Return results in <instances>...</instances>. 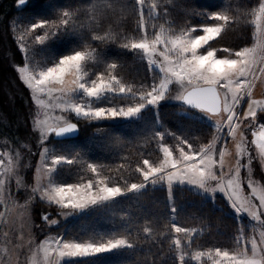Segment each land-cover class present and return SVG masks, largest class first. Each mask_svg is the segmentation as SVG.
<instances>
[{"label": "trees", "instance_id": "16d2710c", "mask_svg": "<svg viewBox=\"0 0 264 264\" xmlns=\"http://www.w3.org/2000/svg\"><path fill=\"white\" fill-rule=\"evenodd\" d=\"M149 1L152 6L156 5L151 7L157 11V19L161 18L176 31L212 23L210 15L213 14L235 16L221 35L210 43L213 48L228 47L234 53L252 41L253 26L248 13L257 7L256 0ZM64 12L70 13L69 26L45 42L47 50L44 56L48 63L76 51H86L91 55L85 68L92 72V76H108V65L115 63L117 68L113 74L133 92L139 85L150 84L153 80L152 73L139 55L132 48L123 47L137 39L139 34L140 12L136 0H27L20 7L18 0H0V147L4 150L7 146L23 144L22 151H31L35 159L38 149L36 139L32 138L30 93L15 70L16 65L23 64L24 56L11 26L13 18L21 14V22L30 26L41 20L58 21ZM122 97L112 95L109 100L117 102L123 100ZM182 109L180 105L158 108L160 126L157 130L167 132L162 142L175 145L179 140H187L191 145L206 147L211 140L212 129L199 124L190 115H184ZM259 117L258 122L264 123V112L259 111ZM151 119L146 117L144 127L138 126V119L104 124H92L85 119L73 120L79 128L77 136L61 140L53 138L55 143L67 145L66 153L74 152L70 154L74 162L60 168L71 169L69 173L72 174L66 182L86 172L88 164H94L98 173L109 176L110 184L122 186L123 190H128L133 183L142 182L141 176L134 172L139 163L135 158L151 160L158 154L153 147L151 133L147 131L153 129ZM99 127L106 128V131L96 136L93 133ZM77 168L82 171H75ZM62 173L58 171L56 178H65ZM124 182L127 184L125 187L122 185ZM163 183L146 184L142 189L127 192L126 197L104 202L102 210L95 206L97 210H88L75 220L64 231V238L72 235L76 240L91 243L104 237L119 238L132 246L87 255L73 264H179L174 240L180 237L175 227L201 228V249L233 246L235 240L229 237L237 232L239 223L220 202L212 203L202 194L181 185H173L169 192ZM108 207L109 210L106 209ZM80 222L84 225L77 226ZM145 228L149 231L145 232ZM206 261L202 259L195 263L186 260L184 264H206Z\"/></svg>", "mask_w": 264, "mask_h": 264}, {"label": "rangeland", "instance_id": "374dc122", "mask_svg": "<svg viewBox=\"0 0 264 264\" xmlns=\"http://www.w3.org/2000/svg\"><path fill=\"white\" fill-rule=\"evenodd\" d=\"M259 3V0H256L255 3ZM138 5V4H137ZM22 5H19V7ZM152 3L149 0H144L143 5H138L139 7V34L137 39L131 41L129 43V48L131 43L139 42L144 36H147L149 41L154 39L157 33L161 32V27L164 29V35L167 37H171L173 35L179 36L182 32L188 31L190 28H198L196 32L192 33V36L203 34L202 31H199V28L203 26H215L213 23H206L204 25H200L197 27H189L184 30H174L169 28L165 22L161 20V18L157 19L158 13L154 9H152ZM258 7V5H257ZM150 8V10L148 9ZM213 14L211 16H214ZM23 16L21 14L15 15L12 21V29L14 35L16 37V42L18 43V48L23 52L24 62L21 65H16L15 70L20 81L26 86L30 93L33 112L31 116V121L33 125V139H36L37 142V156L35 159L33 158V153L31 151L29 153L22 151V145L16 144L13 146H7L4 150L0 147V181H3L0 184V264H4L5 261L10 259H15V264H73L77 259L85 257V256H76V257H59L57 251V245L55 241L57 239L66 241V242H73V243H91V242H82L80 240H76L75 238L70 235V238H64L63 233L68 229V227L78 218L82 217L88 210H97L95 206H97L100 210L103 208L104 202H109L113 199H120L122 197H126L128 195L127 192H131V185L129 186L128 190L121 189L122 186L114 185L109 183V176L104 177L102 173L94 174L92 173L88 167H86V172L81 173V176L73 178L71 181L66 182V179L71 176L72 173H69L71 169L69 167L60 169L61 166L66 165L70 166L67 163L68 160H73V157H70V154H74V152L66 153L68 148H65L67 145L63 144L60 145L55 143L53 140L52 133H47L48 137L46 140L41 139L42 132H47L49 126H55L57 124H63L65 122L73 121L75 119H85L86 121H91L92 124L95 122L99 124H104L107 122H121L127 120L138 119L137 123L139 127H144L146 123V117L151 118V125L153 129H147L153 138V142L156 151L158 154L153 155L152 159L149 160L150 165L153 167H159L162 161L164 160V154L161 150V145L167 146L172 152V160H179L180 159V151L179 148L182 146L184 147L185 151H188L187 145H181L180 141H177L175 145H168L164 144L161 140V136H166L167 132L161 129L159 132V120H158V108L163 105H175L181 106L182 113L184 115H190L193 119L199 121V124L205 125L206 128H210L213 131L211 140L208 142L207 145L214 143L213 149V158L216 161H219V152L221 149H226V156H225V167L223 171L227 173L224 176V183L226 184L228 179H231L233 176V172L229 171V168L235 167V160H236V145L240 143V132L244 133V136L248 143L243 145V147L247 148L248 155L240 156V163L241 165H247V167L240 168L239 174V184L240 188L242 189L241 195L245 198H251L252 203L259 204L258 196L261 193H264V164L261 163V156L259 154V150L256 148L255 145L251 144L252 135L251 129H248L247 123L248 121H243L240 125V129L237 131L235 137L228 135V127L226 125V119L229 113L221 110L216 115H211V119L209 115L201 110H197L194 108L187 107L181 103L180 100L176 99V95H179L183 90L181 89L180 85L175 82L173 79L172 83L168 85V91L166 92V96L163 100L159 101L156 105L145 104V106L134 116L131 117H115V118H99V119H89L84 116H77L73 111L67 109V103L69 98L63 96L59 91H53L50 94L46 91L45 93L36 94L33 92L32 89L28 87L25 83L24 79H22V74L20 73L19 69L24 67L25 64L28 65V71L32 72L35 68L37 70H44L47 67L53 66L57 63L60 59L56 62L48 63L44 53L46 52L45 41L42 44H33L32 43V36L30 34H25V28L30 26H25L23 22H21ZM143 19L144 27L143 29L140 28V20ZM223 23V22H219ZM253 26V37L252 41L245 47H253L254 45L258 44V40L255 33V26ZM43 34V33H42ZM21 36H24V40H21ZM50 40V39H48ZM213 41V40H212ZM210 41L209 44L212 42ZM21 43L25 44V48H21ZM208 45L203 46L202 48L198 49V54H206L208 50ZM218 51L216 52L217 58H225L228 57L227 53H224L221 48H215ZM139 56V58L145 63L146 67L153 75V80L150 84L139 85V88H136L135 95L132 94H121L118 92H107L99 97H88L85 93L80 90L73 93L71 98V103H79L81 104L85 110H88L89 107L92 108H124L127 109L128 107H135L139 102L140 94L143 91L151 90V86L153 84H159L160 80L163 79L164 73H162L158 67L160 63L163 62V56L161 53L164 51L163 45L156 46V52L152 56V59L157 61L156 65L149 66L148 57L141 51L135 50ZM75 53V52H74ZM74 53L68 54L72 55ZM66 55V56H68ZM171 55V54H170ZM190 55V54H188ZM172 59H175V56H171ZM228 58H236L234 55ZM86 59L83 62V70L87 73L84 76V81L91 83L92 80H95L98 76L102 74H96V76H92V72L88 71L86 66ZM141 61V62H142ZM260 63L257 62L255 65L256 71L259 75V68ZM104 75V74H103ZM105 80L104 82L107 84L108 76L104 75ZM74 77L69 74L65 77V80L70 82ZM234 79L236 77H233ZM136 84H134L135 86ZM138 85V84H137ZM136 85V86H137ZM125 86V85H124ZM53 89H59L63 86L61 85H50ZM129 86H125L127 89ZM138 87V86H137ZM222 93L226 92V89H220ZM39 96V99L43 101V104H38L37 100L34 99V96ZM124 96L122 97L123 100L121 101H110V96ZM264 75H259V78L254 80L253 88H252V99L264 101ZM110 98V100H109ZM228 99L230 101L231 94H229ZM248 97L244 96L241 100L240 104L236 106L235 111L240 114L241 120H243V112L247 110L248 107ZM112 103H110V102ZM106 103H110L107 105ZM223 108V105L221 106ZM189 108V109H188ZM67 109V110H66ZM259 112V109H257ZM62 117L63 119L60 120L58 118ZM39 121V124L37 123ZM217 122L220 123L221 127L217 129L216 124ZM257 123L259 124L260 122ZM96 124V123H95ZM149 125L147 122L146 126ZM106 128L99 127L95 129L94 133L96 136H101L105 133ZM152 131V132H151ZM160 134V135H157ZM215 138V139H214ZM98 142V141H97ZM189 143V142H188ZM190 144V143H189ZM143 147V146H142ZM193 149L199 150L200 147L197 144L192 145ZM70 148V147H69ZM47 149V152L44 155V158H41V153H44V150ZM72 151V150H71ZM248 156L252 157L251 165H248ZM63 157L64 159L61 160L59 164L54 165L53 160ZM142 158V157H141ZM135 158L139 162L137 164V168L134 171L135 173L139 174L142 178V182L137 184L146 183L152 184L150 181L145 182L143 180V176L141 172L137 171L138 168H142L144 170L147 169L148 166L143 164V159ZM143 160V161H141ZM74 162V160H73ZM178 167L182 168L183 164L178 165ZM249 168H251V173H249ZM52 169V171H49ZM63 172L60 178H56V174L58 171ZM75 171L80 172L82 171L81 168H77ZM167 172L176 171L171 167L166 168ZM217 177H220L221 169L217 165L213 168ZM74 172V171H73ZM91 179L93 181L94 187L92 189L93 194L98 192V187H96V183L98 181H103L104 183L99 185L100 187L107 186V187H119L121 189V194L115 197L110 198L107 201H101L94 205H89L83 209L73 210L71 208H63L60 205L54 203L52 200L49 199V194L54 195L55 187H67L68 185H77L82 183H87L88 180ZM251 179L254 182V186L257 188V196L253 197L251 195V189L248 187V181ZM65 180V181H64ZM162 184L163 182H158L155 184ZM166 187L167 183L164 182ZM163 183V184H164ZM218 180H211L208 179L206 181L207 186L216 189L215 191H205L204 189L200 188L196 185H191L188 183H174L173 185H181L185 186L193 192L202 194L204 199L210 200L212 203L215 201L220 202L222 206L233 216H235L236 220L238 221V228L237 232L231 234L229 239H233L234 244L230 248L223 247L221 250H228L230 254L237 246V239L241 238V244H246L247 240L251 237H255L257 242L260 241V234L264 232V225H262L259 221H254L247 213L238 214L232 207L231 201L227 198V196L220 192L218 188H216ZM122 185L123 187L127 186ZM153 184V185H155ZM146 186V185H145ZM98 209V210H99ZM109 210V207L106 208ZM47 213V214H46ZM44 216L48 217V220H44ZM264 220V216L261 217ZM50 220H55L56 224L49 223ZM82 222H80L77 226H82ZM188 234L185 235L184 233H179V237L182 241V247L184 244H190V247L184 248L183 251L185 252V260H190L195 263H200L202 259H206V264H217L219 261L220 264H228L227 261H224L221 257H217L215 255V249H201L200 242H202V233L201 228L199 227H190L187 229ZM109 239L115 240L119 238H108L104 237L100 239L99 242H107ZM205 240V239H204ZM47 242V243H46ZM250 248V245H247ZM113 250V249H112ZM109 250V251H112ZM107 251V252H109ZM97 253V254H104ZM203 253L199 257V259H194L196 253ZM94 255V254H92ZM250 255V253H249ZM178 257V253H177ZM179 261V259H178ZM180 264V262H179Z\"/></svg>", "mask_w": 264, "mask_h": 264}, {"label": "snow or ice", "instance_id": "6c2138e0", "mask_svg": "<svg viewBox=\"0 0 264 264\" xmlns=\"http://www.w3.org/2000/svg\"><path fill=\"white\" fill-rule=\"evenodd\" d=\"M26 2L27 0H18V6L23 5ZM136 3L138 5H143L144 0H136ZM155 7L156 5H153V8ZM248 15L251 17V23L255 26L254 35L258 40V44L254 45V51L250 53H241V56L236 57V59L240 60L246 57L247 68L251 69L257 64V62L264 61V0H259L258 7L252 8ZM69 18L70 13L64 12L62 17H58V21H37L36 23L31 24L30 27L25 28V34H30L32 36L33 44H42L46 40L55 36L59 31L67 28L69 26ZM210 19L215 26H203L202 28H199V31H202L203 33L200 35L192 36V33L196 32L198 28H190L188 31L182 32L179 36L173 35L167 37L164 35L163 27H161V32L157 33L151 41H149L147 36H144L139 42L131 43L130 47L132 49L141 50L148 57L150 67L157 64V61L152 59V56L156 52V46H164V51L161 53L163 56V62L158 65L160 71L164 73V77L160 80L158 85L153 84L151 90L143 91L140 94L139 102L135 107H128L127 109L89 107L88 110H85L81 104L71 103L73 93L80 90H82L88 97H99L107 92H118L121 94L130 93L133 96L135 95L130 86L126 89L117 76L113 74L117 68V64L115 63L109 64L106 70L109 83L106 84L104 82L105 77L103 74L98 76L95 80H92L90 84L86 81L82 82L84 81V76L87 75L83 70V62L90 57V52L76 51L72 55L61 58L53 66L47 67L44 70H37L34 68L32 72H29L28 65L25 64V66L20 68L19 71L22 74V79H24L25 83L34 93L41 94L47 91L50 94L53 91H59L63 96L69 98L67 109L73 111L77 116L82 115L89 119L105 118L106 116L107 118L134 116L145 106V104L156 105L159 101L163 100L168 91V85L172 83L174 79L183 90L179 95H176V99L194 105L203 111L214 109V111L207 112L209 116L216 114L221 110L229 113L226 119L229 136L235 137L237 131L240 129L241 123H243V121H248L246 127L252 130L251 144L256 146L261 158L264 159V123H257V120L260 119V117L258 118L257 109H259L260 112H264V101L251 98L253 88L252 81L259 78V75H264V71H260L259 69V75L256 71L249 76L248 72L239 66L223 67L219 62L220 58H217L216 55L218 50L213 48L209 42L212 41L214 33H217L220 29L226 26L227 22L225 20V14L220 13L214 16L210 15ZM143 27L144 21L141 19L140 28L143 29ZM38 31L43 34H37ZM203 36H206L207 39L204 41L197 40V37ZM96 39L103 38L96 37ZM21 40H24V36H21ZM205 45L209 46L206 54H198V49ZM123 47L128 48L129 44H124ZM21 48H25L24 43H21ZM213 49H215V51H213ZM209 52H212L211 56L208 55ZM227 54L228 57L235 56V53L232 51H229ZM172 55L175 56V59L171 58ZM213 59L216 60V63H211ZM69 74L74 77L70 82L65 80V77ZM237 76L239 79L233 78ZM241 81H243L242 85ZM54 84L63 87L59 89L49 87ZM220 89L227 90L223 93V99ZM213 92H215V95H213ZM229 94H231L230 101L228 99ZM244 96H247L249 99L247 110L243 112V120H241L240 114L235 111V108L240 104ZM34 99L37 100L38 104H43V101L39 99L38 95L34 96ZM222 105L223 108L221 107ZM58 119L62 120L63 118L60 117ZM37 123L39 124V121H37ZM216 127L217 129L221 127L219 122H217ZM75 128L76 124L69 122L49 126L47 132H42L41 139L46 140L48 132L61 134L70 132ZM240 137V156L248 155L247 148L243 147V145L248 143L243 132H240ZM161 140H163V136H161ZM180 144L187 145L188 151H185L184 147L181 146L179 148V160H172L171 150L167 146L161 145L164 160L159 167L151 166L147 159L143 161V164L148 166L147 169L144 170L138 168L137 171L141 172L145 182L150 181L152 184L166 182L169 192H171L173 184L177 182H186L191 185L199 186L202 189L204 188L206 181L211 174V159L208 158L207 152H202L201 149H193L192 145L189 144L187 140H181ZM209 151H211V149H209ZM46 152L47 149L44 150V153H41L42 159ZM63 159V157H58L53 160V164H59ZM249 161H252L251 156H248V165H250ZM67 163H73V160H68ZM180 164H183L182 168L178 167ZM242 166L247 167V165H241L240 162L237 165L239 169ZM87 167L92 173L97 174L98 170L94 164H88ZM167 167H171L176 171L167 172ZM220 169L222 173V167ZM49 171H52V169ZM103 183V181H98L96 183L98 192L95 194L92 192L94 184L91 179H89L87 183L68 185L67 187H55L52 189L55 194H49V199L63 208L77 210L101 201H107L110 198L121 194V189L119 187H100L99 185ZM145 185L146 183H133L131 184V190L142 189ZM248 187L251 189V195L256 197L257 192L254 193L253 189L257 188L254 186V182L251 179L248 181ZM221 188L229 201H231L232 204H235V207L232 208L238 214L247 213L252 220L259 221L264 225V220L261 219V217L264 216V204L261 203L258 197V205L252 203L251 198H247V200L250 201V204L255 207V214H252L248 203L237 202L233 199L232 191L227 183L222 184ZM257 216L258 218H255ZM50 221L51 224H56L55 220ZM144 231L148 232L149 229L145 228ZM175 232L178 234H188V230L183 227H175ZM262 233L260 234L259 243L255 237H251L247 240L246 244H241V237L237 239V246L231 254L228 250L217 248L215 249V255L221 257L224 261H227L228 264H256V262L264 264V239H262ZM253 241L257 246V254L255 256L252 255ZM55 243L57 245L59 257L85 256L107 252L125 245L128 247L132 246V244L123 239H109L106 243H73L57 239ZM247 245H250V248ZM174 246V250L178 253L180 264H184L185 252L183 249L190 247V244H184L182 247L181 239L176 238L174 240ZM201 255H203V253H196L194 259H199ZM57 264H59V261H57ZM217 264H220V262L218 261Z\"/></svg>", "mask_w": 264, "mask_h": 264}, {"label": "clouds", "instance_id": "9594fccd", "mask_svg": "<svg viewBox=\"0 0 264 264\" xmlns=\"http://www.w3.org/2000/svg\"><path fill=\"white\" fill-rule=\"evenodd\" d=\"M236 17L235 16H232L230 14H225V20L227 22L226 25L230 24V21L235 19ZM225 28H222L220 29L217 33H214L213 34V37H212V40L216 39L217 37H219L222 33V31H224ZM207 37L206 36H203V37H197V40L199 41H204L206 40ZM255 50V47H243L241 48L239 51H235V57H238V56H241V53H250L252 51ZM213 51H215V49H213ZM222 51L224 53H228L229 51H232V49L228 48V47H224L222 49ZM209 56L212 55V52H209L208 53ZM220 64L223 66V67H230V66H239L240 68H243L245 69L249 76H251L252 74H254L256 72V68L255 66H253V68L249 69L247 68V60H246V57L240 59V60H237L236 58H228V57H225V58H220L219 60ZM211 63H216V60L213 59L211 61ZM260 63V71H264V61H261L259 62ZM236 79H239V77L237 76ZM252 83H254V81H252ZM243 84V81H241V85ZM213 95H215V92H213ZM209 111H214V109H207L205 110L204 112H209ZM210 119L212 118L211 116H209ZM215 139V138H214ZM241 139V137H240ZM202 152H207V155H208V158L211 159V162H212V168L210 170V175L208 177V179H211V180H218V183H217V186L216 188L219 189L220 192L223 193V190L221 188V185L224 184V176L227 175V173H225L224 171L220 174V177H217L215 172L213 171V168L215 166H219L220 168L222 167V169H224L225 167V156H226V152L227 150L226 149H221L220 152H219V156H220V159L219 161H216L214 158H213V149H214V143L213 144H209L207 145L206 147H201L200 148ZM209 149H211V151H209ZM236 160H235V167L234 169L233 168H229V171L230 172H233V176L231 179H228L227 180V184L229 185V188L230 190L232 191V197L233 199H235L237 202H241V203H248L250 205V208H251V212L252 214H255V207L253 205L250 204V201L247 200V198L243 197L241 195V188H240V185H239V174H240V169L237 167V165L239 164L240 162V153H241V147H240V143H238L236 145ZM252 161H249V164L251 165ZM261 163L264 164V159H261ZM249 173H251V168H249ZM207 179V180H208ZM3 181H0V184H2ZM205 191L209 192V191H215L216 189L214 188H211L210 186H207V184L204 186L203 188ZM253 192L256 193L257 192V189H253ZM258 198L260 199L261 203L264 204V193H261ZM231 207H235V204H232L231 203ZM255 218H258L255 217ZM44 220H47V216H44L43 218ZM49 223H51V221H49ZM262 239H264V233H262ZM257 254V246L255 244V242L253 241L252 243V255L255 256ZM4 264H15V259H10L8 261H5ZM256 264H259V262H256Z\"/></svg>", "mask_w": 264, "mask_h": 264}, {"label": "water", "instance_id": "95a60500", "mask_svg": "<svg viewBox=\"0 0 264 264\" xmlns=\"http://www.w3.org/2000/svg\"><path fill=\"white\" fill-rule=\"evenodd\" d=\"M180 101H181V103H182L183 105H185V106H187V107L194 108V109H197V110H201V109L195 107L194 105L187 104V103H185V102L182 101V100H180ZM201 111H203V110H201ZM218 113H219V112H218ZM218 113H216V114H218ZM216 114H212V115H216ZM69 123H74V124H76V123L73 122V121H69ZM78 132H79V128H78V125L76 124V128H75L74 130H72V131H70V132H67V133H61V134H57V133H55V132H52V136H53V138L56 139V140H61V139L73 138V137L77 136ZM49 133H51V132H49Z\"/></svg>", "mask_w": 264, "mask_h": 264}]
</instances>
